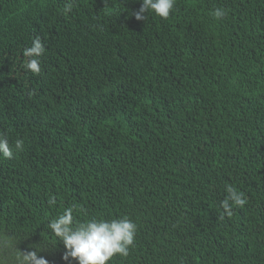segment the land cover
<instances>
[{"label":"trees","instance_id":"1","mask_svg":"<svg viewBox=\"0 0 264 264\" xmlns=\"http://www.w3.org/2000/svg\"><path fill=\"white\" fill-rule=\"evenodd\" d=\"M141 2L0 0V264H67L48 227L67 208L135 222L108 264H264V0L137 21Z\"/></svg>","mask_w":264,"mask_h":264},{"label":"clouds","instance_id":"2","mask_svg":"<svg viewBox=\"0 0 264 264\" xmlns=\"http://www.w3.org/2000/svg\"><path fill=\"white\" fill-rule=\"evenodd\" d=\"M176 0H142L141 7L133 15L137 21H144L145 14L153 12L161 19H167L174 9ZM70 12L71 8L64 9ZM216 19H222L226 12L216 8ZM45 53V46L37 37L32 41V46L25 48L24 56L29 57L27 68L33 73L40 72V57ZM16 150H23V141L16 140ZM0 154L5 158H12L13 146L8 139L0 136ZM227 197L223 202L226 211L231 210V203L243 206L246 201L243 194L235 187L226 189ZM231 202V203H230ZM51 232L60 240L64 248L63 260L67 264L75 261V264H108L116 255L128 256L129 249L134 244L137 225L129 218L112 220L90 219L81 223H74L73 209L67 208L58 217L48 224ZM19 264H49L48 260L38 251L31 250L21 254Z\"/></svg>","mask_w":264,"mask_h":264}]
</instances>
